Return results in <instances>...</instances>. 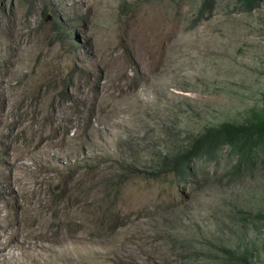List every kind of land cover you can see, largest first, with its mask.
Wrapping results in <instances>:
<instances>
[{"label":"rangeland","instance_id":"1","mask_svg":"<svg viewBox=\"0 0 264 264\" xmlns=\"http://www.w3.org/2000/svg\"><path fill=\"white\" fill-rule=\"evenodd\" d=\"M200 2L0 0V264H264V162L160 166L264 114V2Z\"/></svg>","mask_w":264,"mask_h":264},{"label":"trees","instance_id":"2","mask_svg":"<svg viewBox=\"0 0 264 264\" xmlns=\"http://www.w3.org/2000/svg\"><path fill=\"white\" fill-rule=\"evenodd\" d=\"M264 0H238L239 9L251 12L258 8ZM216 0H201L194 16V25L198 24L207 14H211ZM229 147L237 150L239 161L233 164L232 173H237L242 163L254 170L259 163L264 162V114L254 113L244 123L225 121L205 129L193 138L187 147L180 148L173 154L163 157L161 168L165 171L176 172L177 175H188L191 159L207 160L220 157L222 151ZM194 157V158H193ZM243 262L231 261L230 264H248L245 254Z\"/></svg>","mask_w":264,"mask_h":264},{"label":"bare ground","instance_id":"3","mask_svg":"<svg viewBox=\"0 0 264 264\" xmlns=\"http://www.w3.org/2000/svg\"><path fill=\"white\" fill-rule=\"evenodd\" d=\"M4 235H0V251H4L7 249V247L9 246L10 244V241L11 239H8V238H2ZM10 257V256H9ZM6 259V257H5Z\"/></svg>","mask_w":264,"mask_h":264}]
</instances>
